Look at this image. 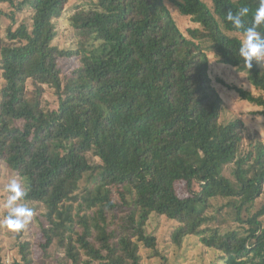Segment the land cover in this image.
<instances>
[{
    "label": "trees",
    "instance_id": "1",
    "mask_svg": "<svg viewBox=\"0 0 264 264\" xmlns=\"http://www.w3.org/2000/svg\"><path fill=\"white\" fill-rule=\"evenodd\" d=\"M16 1L0 0L15 8L0 10V160L25 182L24 201L46 210L45 255L57 242L58 264H142V249L169 264L147 232L157 215L177 223L178 247L198 237L219 264H264V142L245 143L241 118L220 121L210 77L211 53L247 71L258 94L231 89L264 115V70L240 58L231 34L244 29L226 19L248 7L250 27L259 0H98L70 17L77 49L54 43L69 0ZM24 11L31 23L18 25ZM63 59L77 64L65 73ZM47 89L57 107L44 106ZM21 246L22 264H36Z\"/></svg>",
    "mask_w": 264,
    "mask_h": 264
},
{
    "label": "rangeland",
    "instance_id": "2",
    "mask_svg": "<svg viewBox=\"0 0 264 264\" xmlns=\"http://www.w3.org/2000/svg\"><path fill=\"white\" fill-rule=\"evenodd\" d=\"M24 0H17L16 2H22ZM210 7L212 6L211 0H203ZM236 1V0H233ZM98 0H69L64 17L56 21L58 37L55 40V44L61 49H77L79 44L78 37L75 35V31L71 25L70 17L77 10H89L96 7ZM14 7L9 4H0V10L10 13L14 11ZM18 14V13H17ZM16 14V15H17ZM18 25L22 23H31V13L24 11L17 15ZM180 28L185 30L187 27L192 26V23L186 17H177ZM8 21V19H5ZM2 21L0 24V48L7 45L9 40L7 39V26L9 22ZM16 25V27L18 26ZM243 39V34H231ZM210 58L212 60L210 65V77L212 79V85L214 90L221 96L225 103V109L221 117L222 123H227L235 118H241L246 125L245 130V143H248L249 137L260 138L264 142V115L259 112L261 107L244 100L240 97L239 93L231 89V87H240L245 90L251 91L254 94H258L255 90L249 74L247 71H238L235 67L220 63L216 61L215 54L211 53ZM262 70H264V60H254ZM72 60L63 59V70L68 73L77 63H72ZM3 79L0 71V89L3 85ZM44 106L50 108L57 107L58 104L53 96V92L47 89L44 96ZM230 170V169H228ZM227 170V173L230 171ZM17 179L22 183L25 188V182L16 173H13L2 160H0V218L6 214L4 208V202L6 200L7 193L5 187L11 179ZM196 190L200 188L194 187ZM178 193L180 196H189L190 192L185 188V184L178 186ZM34 210V216L31 222L23 230V235L19 238V232H12L6 228L0 227V256L4 264H22L21 244L25 242L31 243L32 258L36 261V264H58L64 256V250L61 246L55 242L48 253L42 251L40 243L43 239L41 233V224H46V220L43 215L46 210L43 206L36 203L24 201ZM226 200L213 201V207L207 212L209 216L215 214L216 208L224 204ZM46 221V222H45ZM177 223L172 220H168L165 217L152 215L148 224L147 232L157 237L158 248L162 255L167 258L169 264H219V253L214 251H208L207 248L200 242L198 237L188 238L184 241L181 247L176 246L171 241V233ZM142 264H162L163 259L160 257H150L149 252L146 249H142ZM47 256V257H46Z\"/></svg>",
    "mask_w": 264,
    "mask_h": 264
},
{
    "label": "clouds",
    "instance_id": "3",
    "mask_svg": "<svg viewBox=\"0 0 264 264\" xmlns=\"http://www.w3.org/2000/svg\"><path fill=\"white\" fill-rule=\"evenodd\" d=\"M248 7H242L235 13L229 10L226 19L236 29H244L243 39L239 47V56L245 64L251 68L254 60H264V34L257 29L264 24V0H259V6L255 10L250 27L244 25L243 17L247 16ZM7 193L4 202L6 214L0 218V227L12 232H20L26 228L34 216V210L24 202L26 191L22 183L13 178L5 187Z\"/></svg>",
    "mask_w": 264,
    "mask_h": 264
}]
</instances>
